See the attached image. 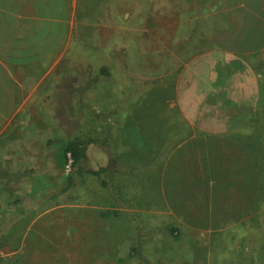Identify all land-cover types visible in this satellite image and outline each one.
<instances>
[{
  "label": "rangeland",
  "instance_id": "1",
  "mask_svg": "<svg viewBox=\"0 0 264 264\" xmlns=\"http://www.w3.org/2000/svg\"><path fill=\"white\" fill-rule=\"evenodd\" d=\"M85 1L60 94L32 99L24 139L0 148V264H264V0H111L109 36L92 42ZM146 114L171 128L163 142ZM219 131L253 136V210L221 192L207 217L222 228L192 229L205 196L166 194L197 166L171 156ZM78 139L73 166L63 150Z\"/></svg>",
  "mask_w": 264,
  "mask_h": 264
},
{
  "label": "crops",
  "instance_id": "2",
  "mask_svg": "<svg viewBox=\"0 0 264 264\" xmlns=\"http://www.w3.org/2000/svg\"><path fill=\"white\" fill-rule=\"evenodd\" d=\"M121 2L123 4L124 0H114L117 6ZM85 3L92 6L84 10L88 14L87 25L93 31L92 39L88 41L92 42L98 37L105 40L109 36L110 27L105 20L110 14L107 11L111 0H86ZM78 8L79 0H0V148L8 147V143H13V146L14 142H22L24 139L23 133L27 131L31 117L32 99L44 100L46 95L54 99L60 94L63 81L62 55L78 45ZM80 20H83L81 16ZM213 21L215 23L218 18L215 16ZM112 37L117 38L118 47L122 45L123 29L122 32L119 28L115 30ZM221 84V93L225 95L223 84H227L226 80ZM223 100L230 101L227 96ZM223 134L221 131L203 132L189 137L171 156V161L179 154L183 158H190L191 164L197 166L196 170L174 176L196 184L186 186L184 183L179 190L169 188L166 196L177 198L180 194L185 197L187 190L184 189L191 191V186L193 189L196 187L199 197L206 198L203 202L200 200L202 206L199 205L201 209H198V225H191L192 209L184 207L182 213L190 219L187 223L189 228H222L220 224L217 225L214 216L211 221L207 217L208 212H213L212 209L217 211L219 197L223 205L221 192H225L227 197L236 196L234 203L238 205L239 212L253 210L255 182L258 181L254 172L255 158L251 151L253 136H246L250 142L247 138L245 142L241 137L235 141L229 133ZM169 170L168 161L166 173ZM207 221H210L209 226ZM212 230L210 234L215 232Z\"/></svg>",
  "mask_w": 264,
  "mask_h": 264
},
{
  "label": "trees",
  "instance_id": "3",
  "mask_svg": "<svg viewBox=\"0 0 264 264\" xmlns=\"http://www.w3.org/2000/svg\"><path fill=\"white\" fill-rule=\"evenodd\" d=\"M167 91H168V89H167ZM167 91L166 90L165 91H163V90L162 91L155 90L156 94L159 95V96L164 95V94L165 95H168L169 93H167ZM163 101H166V98L163 97ZM163 109L165 110V108H163ZM165 111H168L167 108H166ZM159 117H160V114H158L156 116H154L153 114H151V115H148V114L144 115V119H148L149 118V128H151V129L154 128L153 129L154 132L158 131V133L156 132L157 133V139H156V141L163 142L164 141L162 139L163 135L164 134H169L171 132V128L169 129V127H166V121L163 120V118L161 120V118H159ZM154 120H156L155 123H154ZM184 127H186V126H184ZM175 131H176V129H175ZM84 145H85L84 142H81L78 139V140H73V141L69 142L66 145V147L64 148V150H63L64 152L63 153H64L65 156L67 154H70L71 155V158L73 159V166H77L80 163V161L82 160L83 154H84ZM252 151H253L252 152L253 153V156L255 158V162L256 163L257 162L259 163L261 161V159H262L261 156H259V154H257V152L254 149H252Z\"/></svg>",
  "mask_w": 264,
  "mask_h": 264
}]
</instances>
